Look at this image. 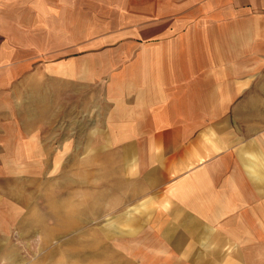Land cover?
Listing matches in <instances>:
<instances>
[{"label": "crops", "instance_id": "1", "mask_svg": "<svg viewBox=\"0 0 264 264\" xmlns=\"http://www.w3.org/2000/svg\"><path fill=\"white\" fill-rule=\"evenodd\" d=\"M30 171L61 194L0 198V264H264V0H0V178Z\"/></svg>", "mask_w": 264, "mask_h": 264}, {"label": "rangeland", "instance_id": "2", "mask_svg": "<svg viewBox=\"0 0 264 264\" xmlns=\"http://www.w3.org/2000/svg\"><path fill=\"white\" fill-rule=\"evenodd\" d=\"M59 138H56L55 142L58 141ZM17 173V172H16ZM31 175L25 176L24 178H0V198H20L24 203L20 206L24 210H36L41 213L42 216L45 217L46 211L48 210V204L46 203L47 195H54L57 197V195L53 194L52 191L55 190L54 193L58 194L57 192L60 191L61 194V182H55L57 184V188L55 187L53 189V185L47 186L46 183L44 184V187L41 185H38L37 183H34V171H30ZM29 173V174H30ZM63 172H54L53 177L55 180H62ZM51 184V183H50ZM60 188H58L59 186ZM38 187V189H37ZM60 189V190H58ZM34 198L44 199L45 202H30L31 200H34ZM40 201V200H39ZM12 206V207H11ZM7 207V210H18L19 208L15 207V205H11ZM46 218V217H45ZM45 218H40L38 221L40 224L46 221ZM44 219V220H43ZM88 226H94L93 224H87ZM89 236V235H88ZM88 242V248L90 246H93L94 243V235H90V238L87 239ZM73 242V241H72ZM78 247V244L76 245ZM72 254L78 255V249L75 248V246L72 243Z\"/></svg>", "mask_w": 264, "mask_h": 264}]
</instances>
